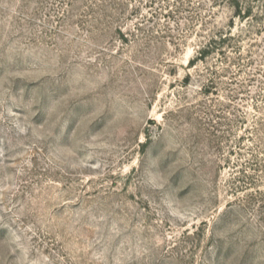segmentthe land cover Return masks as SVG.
I'll return each mask as SVG.
<instances>
[{
    "label": "rangeland",
    "instance_id": "rangeland-1",
    "mask_svg": "<svg viewBox=\"0 0 264 264\" xmlns=\"http://www.w3.org/2000/svg\"><path fill=\"white\" fill-rule=\"evenodd\" d=\"M0 264H264V0H0Z\"/></svg>",
    "mask_w": 264,
    "mask_h": 264
}]
</instances>
